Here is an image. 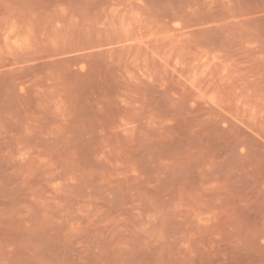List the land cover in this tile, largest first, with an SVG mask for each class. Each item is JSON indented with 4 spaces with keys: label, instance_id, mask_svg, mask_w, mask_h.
<instances>
[{
    "label": "rangeland",
    "instance_id": "1",
    "mask_svg": "<svg viewBox=\"0 0 264 264\" xmlns=\"http://www.w3.org/2000/svg\"><path fill=\"white\" fill-rule=\"evenodd\" d=\"M0 264H264V0H0Z\"/></svg>",
    "mask_w": 264,
    "mask_h": 264
}]
</instances>
